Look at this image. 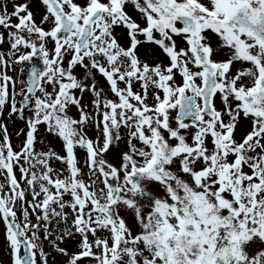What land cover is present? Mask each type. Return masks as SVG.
<instances>
[{"label": "snow or ice", "instance_id": "snow-or-ice-1", "mask_svg": "<svg viewBox=\"0 0 264 264\" xmlns=\"http://www.w3.org/2000/svg\"><path fill=\"white\" fill-rule=\"evenodd\" d=\"M0 264H264V0H0Z\"/></svg>", "mask_w": 264, "mask_h": 264}]
</instances>
